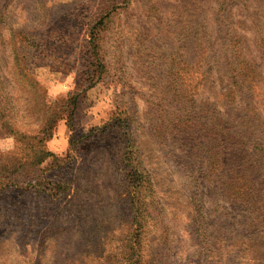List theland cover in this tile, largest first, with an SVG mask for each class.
Returning a JSON list of instances; mask_svg holds the SVG:
<instances>
[{
  "label": "rangeland",
  "instance_id": "374dc122",
  "mask_svg": "<svg viewBox=\"0 0 264 264\" xmlns=\"http://www.w3.org/2000/svg\"><path fill=\"white\" fill-rule=\"evenodd\" d=\"M235 65L257 72L236 101ZM247 106L264 122V0H0V264H264L256 214L208 181L193 195L208 160L160 138Z\"/></svg>",
  "mask_w": 264,
  "mask_h": 264
},
{
  "label": "trees",
  "instance_id": "16d2710c",
  "mask_svg": "<svg viewBox=\"0 0 264 264\" xmlns=\"http://www.w3.org/2000/svg\"><path fill=\"white\" fill-rule=\"evenodd\" d=\"M247 67L249 68L248 72H244V69H239L236 65L229 69V79H231L229 92L235 96L234 101L240 95L237 90L239 87L241 90L247 88L244 86L246 83H248V87H252L256 71L251 65ZM247 79L251 80L247 82ZM246 111V115L241 117L242 120H236V122L218 113L215 109L204 113L202 123L197 120L198 114L188 115L185 120L177 119L178 122L170 123V131L163 132L160 138H170L175 142L186 141L188 145L190 144V163L194 162L195 166L197 162L205 164V160H208L204 175H199V171L190 172L193 180L191 189L193 195L201 196L203 181H208L222 194H231L239 204L255 213V218H249L250 226L262 228V232H264V122L256 113V108L247 106ZM73 113L74 111L70 112L68 116L70 127L73 125ZM127 122L131 128L130 121L127 120ZM126 149L124 159L131 168L133 177L130 179L133 183L131 191L135 209L138 211L142 205L141 194L151 187V183L149 177L144 176L148 173L138 147L130 143ZM40 152L37 159L30 163L34 167L31 176L35 169H39L38 167L46 156L54 155L49 150H40ZM191 171L195 170L191 169ZM134 174L137 175L136 180ZM14 182L16 180H13ZM30 182H34V180L31 179ZM10 185L12 183L3 182L0 184V189H12ZM202 217H205L204 220L206 219L203 212L195 220H198L196 231L200 237L208 239L212 234H209L208 229L204 228L206 222L199 220ZM215 237L216 241L223 239L221 235H215Z\"/></svg>",
  "mask_w": 264,
  "mask_h": 264
}]
</instances>
